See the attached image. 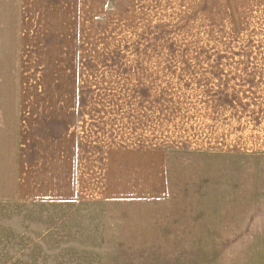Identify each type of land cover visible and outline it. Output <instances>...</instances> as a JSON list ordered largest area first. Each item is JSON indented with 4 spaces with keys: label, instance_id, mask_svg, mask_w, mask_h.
I'll list each match as a JSON object with an SVG mask.
<instances>
[{
    "label": "rangeland",
    "instance_id": "rangeland-1",
    "mask_svg": "<svg viewBox=\"0 0 264 264\" xmlns=\"http://www.w3.org/2000/svg\"><path fill=\"white\" fill-rule=\"evenodd\" d=\"M5 9L0 102L40 108L41 191L0 175V264H264L263 31L208 30L198 0H73L68 44L26 53Z\"/></svg>",
    "mask_w": 264,
    "mask_h": 264
},
{
    "label": "crops",
    "instance_id": "crops-1",
    "mask_svg": "<svg viewBox=\"0 0 264 264\" xmlns=\"http://www.w3.org/2000/svg\"><path fill=\"white\" fill-rule=\"evenodd\" d=\"M13 1L15 2L11 5L9 0H0V16L6 13V9L3 10V8L15 7L18 44L26 53L32 48L66 46L67 41L71 40L73 0ZM198 3L200 4L199 20L204 25L206 24L208 30H213L214 16L218 15L223 20L224 30L230 32V38L234 35L238 38H245L243 32L246 31L264 32V0H198ZM202 3H205V6L209 8L215 6L217 10L222 9L223 11H217V13L213 11L205 12L206 7L202 9ZM234 32L238 34L236 35ZM35 106V103L0 102V175H19L16 180L15 198L20 200L33 199L39 196L41 191L39 188H35V180L28 178L29 171L33 170L29 159L35 161L34 158L40 154L39 149H36L35 144L32 147L27 146L25 141L28 135H32L33 141H35V135L36 137L40 135L42 116L37 113L40 112V108H35ZM56 108L61 113H57L55 117H51L50 114L49 116L44 115L43 119L47 122L61 120L62 113L66 109L63 108L62 104H58ZM18 119L23 124L25 120L31 122L30 126L20 127L18 133H16L20 136V142L15 145L12 142L15 133L14 130H9V123L11 120L17 123ZM59 142L56 140L53 145L49 146L48 157L54 156L51 158L53 159L51 164H53L54 169L58 163L60 165V161L57 163L58 158L54 154V151L62 144L63 140L60 144ZM64 148L66 152L65 143ZM52 172L56 173L54 170ZM69 190L71 192V189Z\"/></svg>",
    "mask_w": 264,
    "mask_h": 264
}]
</instances>
